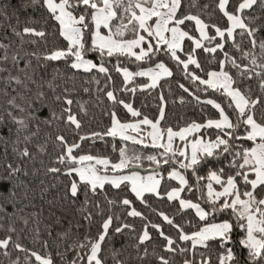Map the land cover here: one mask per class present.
<instances>
[{
  "label": "snow or ice",
  "instance_id": "obj_1",
  "mask_svg": "<svg viewBox=\"0 0 264 264\" xmlns=\"http://www.w3.org/2000/svg\"><path fill=\"white\" fill-rule=\"evenodd\" d=\"M209 7L199 0L0 3V255L8 258V264H21L19 255L12 258L14 252L24 254L23 264H145L150 255L157 264H177V256L181 264H264V95L254 96L248 83L256 79L264 93V62H258L264 61V38L257 40L264 31L260 14L264 0H215L211 12ZM29 8L39 11V18L22 20L19 13ZM215 11L226 19L224 26L212 22ZM238 36L248 38V50ZM41 44L43 51L38 50ZM198 52L208 54L209 63L218 70L206 71ZM92 54L97 58H90ZM160 56L174 62L196 91L184 83L178 87L198 104L217 110L216 118L205 116L203 122L192 120L175 129L161 127L167 106L163 92L158 115L151 119L120 98V92L157 89L161 81L174 76ZM122 58L136 64L137 70L121 66ZM59 62L73 70L72 76L58 67L49 72V65ZM78 72L89 74L87 82L97 86L101 84L98 74H103L104 86L96 91L112 104L106 113L109 126L103 131L80 134L88 114L86 102L75 100L74 87L66 86ZM113 72L122 76L123 87L117 89L112 83ZM138 77L150 82L130 87ZM209 91L222 96L223 104L197 94ZM184 102L181 97L180 103ZM118 106L136 119L122 121ZM106 137L122 141L119 148L112 144L118 154L115 160L83 147L85 142L94 147ZM129 142L154 151L130 152ZM144 160L149 162L147 174L140 171ZM41 175L52 178L47 184L39 179L41 200L55 190L60 194L52 196L49 205L57 201L78 205L86 224L74 227H83V233L70 228L53 237L52 225L41 232L42 209L22 215L24 208L33 205V184ZM62 176L66 182L59 180ZM109 187L122 195L110 198ZM148 195L175 202V213L153 208ZM135 202L161 222L150 220ZM116 207L119 214L113 211ZM180 217L182 222L177 223ZM128 218L144 222L139 232L126 222ZM18 220L24 227L17 225ZM30 223L31 242L38 246L34 248L21 242V233ZM54 223H61V217H55ZM166 227L175 234H168ZM149 229L163 239L165 254L155 249L149 253L147 245L154 239ZM126 230L136 233L133 243L115 248L114 238Z\"/></svg>",
  "mask_w": 264,
  "mask_h": 264
},
{
  "label": "trees",
  "instance_id": "obj_2",
  "mask_svg": "<svg viewBox=\"0 0 264 264\" xmlns=\"http://www.w3.org/2000/svg\"><path fill=\"white\" fill-rule=\"evenodd\" d=\"M7 2V0H0V3ZM19 0H11V3L16 4L18 3ZM199 3L201 6L203 4L207 3L209 4V9L208 11L211 12L212 9L215 7V0H199ZM231 10V6H230ZM12 9H9V15H11ZM21 16V19L23 20L25 16H33L35 18H39L40 12H34L31 8L26 9L22 12L19 13ZM261 15H264V13H260ZM3 18L0 17V20ZM15 23V20L13 19L12 21ZM212 22H217L220 23L221 26H224L226 23V19L222 17V14L219 13V11H215L212 14ZM264 22V21H261ZM195 34V33H193ZM26 39H29V37H25ZM264 38V31H261L260 33L257 34V40L259 41L260 39ZM237 41L242 44V47L245 50H248L250 48V44L248 42V38L244 37L242 40L238 36ZM61 44H63V41H60ZM186 45L188 42H185ZM19 44V41L17 40V45ZM52 41L51 39L49 40V44L47 46H51ZM45 48V45L41 44L40 48L38 49L39 51H43ZM230 45H226L225 50H229ZM29 51L35 50L32 47L28 48ZM230 54H235L238 58L240 54L238 52H235V50H231ZM218 58L220 57V53L217 52L215 54ZM256 55L257 57L260 56V50L257 48L256 49ZM198 57L200 59V62L202 64V67L205 68V70H212L213 68H218V66L215 63H209V60L211 59L208 54H205L203 52H198ZM92 59H96L97 57L95 54H92L91 57ZM124 60V63L121 66H127L131 70L135 71L136 69V64L129 63L127 59L122 58ZM158 59L164 60L165 63L168 64L169 67L173 68L174 76L171 78H166L165 80L161 81V86L157 89H149V90H141L138 89L136 93H127V92H120V98L125 99L126 102H132L133 107L139 109L143 114L148 115L149 118H155L158 115V108L159 105L161 104V101L159 100V95L161 92H163L164 99L167 102V106L165 108V120L161 122V127H168L171 126L174 129L177 128L178 126H183L186 122H191L192 120H196L198 122H203L205 119V116L216 118L217 117V110L213 109L212 106H206L203 104H198L195 99L189 95V93H185L182 89L178 87V83H184L186 87H190V90L196 91L195 86H192L190 84V81H188L183 74L178 71L173 65L174 62L170 61L169 58L165 56H160ZM116 61L115 59L112 60V63L114 64ZM245 63L248 61L245 60ZM258 62H264V61H259ZM140 63L141 67H146L150 66L151 64L149 63ZM111 68V65H109ZM60 68L61 71L66 72L68 76H72L73 70L70 68H66L63 62L59 63H54L49 65V72L52 71L53 68ZM194 68V66H192ZM259 69H257L258 71ZM198 71V70H197ZM198 74H201L198 72ZM235 76V72L233 71L232 73ZM98 78L101 79V84L97 86L95 83H88L87 81L91 80V76L89 74H84L82 72L76 73V78L75 81L68 80L66 86L69 88L75 89V92L73 93L74 99L75 100H80L82 103L86 102V107L88 109V114L83 117L84 119V127L81 130L80 134H85L89 133L92 131H103L107 126H109V116L106 115L108 110L112 108V104L110 101H108L103 94H98L96 89L97 87H103L104 86V78L103 74H98ZM148 79L146 77H138L136 78L135 84L130 85V87L136 86V85H143L144 83H147ZM112 83L115 85L117 89L123 87L122 84V76L120 74H116L113 72L112 75ZM252 85L253 88V95H264V93H261V90L258 88L257 84L258 81L256 79H253L252 81H249ZM203 87V86H201ZM84 88H90V92H84ZM198 95H201L202 99H207V98H212L216 99L217 102H220L223 104L224 98L220 96L219 94L213 95L211 91L208 93H201L197 92ZM184 97L185 102L180 103V98ZM201 109H204V112H201ZM117 114L121 118L122 121H129V120H135L136 118L131 117L130 113H127L125 109H123L122 106L117 107ZM259 114V113H258ZM231 115V113H230ZM47 131H52L51 128L46 129ZM211 134V133H209ZM41 139H43V133L41 134ZM90 143L91 142H85L83 145L84 149L86 151H92L93 154H103V155H108L110 156L113 160L117 158V152H114L112 149V144L115 143L117 148H119L122 144V141L119 140V138H116L115 141L111 137H106L105 141H97L94 145V147L90 148ZM135 149V151L143 153L144 155L152 153L154 150L151 148H144L141 145H132L131 142H129V150L130 152ZM45 162L47 163L48 157L44 156L42 157ZM149 165V162L144 160L143 161V166ZM201 174H204L203 172ZM166 175V172H165ZM39 179H44L45 184H47L52 178L49 177H44L40 176L35 183L33 184L34 192L32 193V199H33V205H30L26 208H24V212L22 215L27 216L28 214L32 212H37L40 211V229L41 232H44V228L46 225H52V236L55 237L58 233L63 232L68 229H72V231L76 232L79 231L83 233L84 228L81 227L79 229L75 228L74 225L79 223L81 225H85L86 222L83 221L81 218L79 212L77 211V207H73L67 203V201L63 202L61 204L59 201L53 206L49 205L47 201L52 198V196H58L60 193L58 191H52L49 195H46L43 200H41L39 196ZM59 180L62 181H67V177H59ZM167 183V181L165 182ZM173 186H175V183L173 182ZM109 197L114 198L117 195H122L118 194L116 190L112 188H107L106 189ZM161 191H163V186L161 188ZM129 198H133L129 196ZM83 197H81V200ZM97 200H102V197L98 196L96 197ZM146 199L148 202L152 205L153 208H156L158 210L165 211L168 214H174L176 211V208L178 207V204L175 202L169 203L166 199L161 200L159 198H156L154 196L148 195L146 196ZM28 201L25 200L24 204H27ZM23 206V205H21ZM135 206L137 207L138 210L144 212L146 215H148V218L152 220L153 222L160 223L161 218L156 216L155 214L150 213L149 209L142 206L139 202H135ZM114 212L117 214L120 213V208L116 207L113 209ZM191 212L189 213L187 218H191ZM55 217H61V223H54ZM183 217H180L177 219V223L182 222ZM126 222L133 223L136 226L137 232L140 231L142 224L144 223L142 220L139 218H128ZM17 225L19 227H24L22 222L19 220L17 221ZM33 227L32 223H30L26 228L25 232L21 233V242L24 243L27 247L29 248H34L38 246H34L31 242V235L29 234V230ZM96 227L92 228V235H95L96 233ZM166 232L170 235H174L173 230H169L166 227ZM186 231L189 229L186 228ZM149 231L153 235V241L149 242L147 247L149 250V253H151L154 249L157 253L159 254H165L162 251V245L164 244V241L162 238L158 237L155 231L152 229H149ZM136 233H128L127 230L124 235H118L114 238L113 240V245L115 248H121L122 246L124 248H128L131 243H133L132 237L135 236ZM216 253V247L213 246L212 250L210 252L213 257L215 256ZM16 255H19L21 257V264H23V255L22 253H16L14 252L13 259L15 258ZM133 255H135L133 253ZM69 259H71V254H69ZM175 260L177 261V264H181L182 258L177 256L175 257ZM0 264H8V258L3 257L0 255ZM145 264H157L156 258L154 256H149L145 260Z\"/></svg>",
  "mask_w": 264,
  "mask_h": 264
},
{
  "label": "water",
  "instance_id": "obj_3",
  "mask_svg": "<svg viewBox=\"0 0 264 264\" xmlns=\"http://www.w3.org/2000/svg\"><path fill=\"white\" fill-rule=\"evenodd\" d=\"M149 169V165L143 166V168L140 169L141 172H147Z\"/></svg>",
  "mask_w": 264,
  "mask_h": 264
},
{
  "label": "crops",
  "instance_id": "obj_4",
  "mask_svg": "<svg viewBox=\"0 0 264 264\" xmlns=\"http://www.w3.org/2000/svg\"><path fill=\"white\" fill-rule=\"evenodd\" d=\"M150 66H152V65H150ZM146 67H149V66H146ZM147 78V77H146ZM148 79V78H147ZM148 82H150L149 80H148ZM147 82V83H148ZM129 121H134V120H129ZM142 174H147V172H141Z\"/></svg>",
  "mask_w": 264,
  "mask_h": 264
},
{
  "label": "rangeland",
  "instance_id": "obj_5",
  "mask_svg": "<svg viewBox=\"0 0 264 264\" xmlns=\"http://www.w3.org/2000/svg\"><path fill=\"white\" fill-rule=\"evenodd\" d=\"M217 70H218V68H217Z\"/></svg>",
  "mask_w": 264,
  "mask_h": 264
}]
</instances>
